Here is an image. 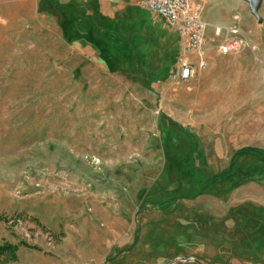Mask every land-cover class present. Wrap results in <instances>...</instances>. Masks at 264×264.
Returning a JSON list of instances; mask_svg holds the SVG:
<instances>
[{"label":"rangeland","instance_id":"374dc122","mask_svg":"<svg viewBox=\"0 0 264 264\" xmlns=\"http://www.w3.org/2000/svg\"><path fill=\"white\" fill-rule=\"evenodd\" d=\"M222 11L202 8L207 35L234 26L238 45L208 42L186 81L169 77L180 41L153 12L156 65L137 74H54L31 16L0 15V244L52 249L62 225L103 232L117 212L159 264H264V0L260 21Z\"/></svg>","mask_w":264,"mask_h":264},{"label":"crops","instance_id":"0c3cea01","mask_svg":"<svg viewBox=\"0 0 264 264\" xmlns=\"http://www.w3.org/2000/svg\"><path fill=\"white\" fill-rule=\"evenodd\" d=\"M195 1L200 2L203 9L205 4L213 7L218 15H225L222 10H227L230 16H238L245 6L250 10L247 0ZM262 1L260 0V5ZM141 2L142 0H0V15L5 17L12 9V14L19 16V21L23 23L26 19L21 17L31 16L30 21L36 23V31L44 34L42 46L50 48L44 49L43 53L53 72H56L54 74H137L138 66L147 69L146 64L151 68L156 65L152 36L149 37V30L154 24L148 22L147 17L151 11L144 9ZM242 34L244 37V32ZM95 39L102 40L108 56H112L109 58L114 64L112 71L107 70V61L91 57L95 51ZM208 42L212 43L208 40L205 43L207 65L202 70L209 63L206 53ZM259 47L264 48V45L259 43ZM140 56L143 60L139 59ZM178 99L182 103V97ZM51 219L50 222L54 223L53 218ZM122 220L117 212L113 218H104V223L110 222L112 225L111 230L103 232L98 231V225L91 223V219L74 229L70 224L62 225L52 249L29 246V242L25 241V245L17 244V259L6 264H159L156 261L161 256L156 258L154 252L146 251L140 236L134 240L131 235L124 236L121 229L118 230V224ZM7 241L16 243L10 238ZM164 257H168L167 254ZM164 264H182V260L176 256L174 260ZM185 264L197 263L189 261Z\"/></svg>","mask_w":264,"mask_h":264},{"label":"built area","instance_id":"2783aa9c","mask_svg":"<svg viewBox=\"0 0 264 264\" xmlns=\"http://www.w3.org/2000/svg\"><path fill=\"white\" fill-rule=\"evenodd\" d=\"M142 6L156 14L166 25L174 29L180 41L181 51L176 58L175 67L169 77L186 81L198 69L207 65L204 54L206 41H221L217 44L222 51H228L238 45L239 33L234 26L227 27V32L219 24L211 26L207 35L208 23L201 17L202 6L195 0H142ZM225 31V36L222 33ZM223 40H220V37ZM193 53L194 58L188 56ZM22 234L27 237L26 232ZM52 246L51 239L46 247Z\"/></svg>","mask_w":264,"mask_h":264},{"label":"trees","instance_id":"16d2710c","mask_svg":"<svg viewBox=\"0 0 264 264\" xmlns=\"http://www.w3.org/2000/svg\"><path fill=\"white\" fill-rule=\"evenodd\" d=\"M93 44L95 46V51H94V56L96 58L102 59L107 61V49L106 46L104 45L103 41L100 39H95L93 41ZM16 249V244H11L9 242H4L3 244H0V256H5V253L10 254L11 258H14V251ZM4 260V259H3ZM2 261V260H0Z\"/></svg>","mask_w":264,"mask_h":264},{"label":"water","instance_id":"95a60500","mask_svg":"<svg viewBox=\"0 0 264 264\" xmlns=\"http://www.w3.org/2000/svg\"><path fill=\"white\" fill-rule=\"evenodd\" d=\"M251 13L260 21L261 18L258 14V9L260 6V0H247Z\"/></svg>","mask_w":264,"mask_h":264}]
</instances>
